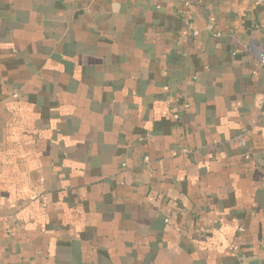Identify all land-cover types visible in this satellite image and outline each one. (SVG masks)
Returning <instances> with one entry per match:
<instances>
[{"label":"crops","instance_id":"obj_1","mask_svg":"<svg viewBox=\"0 0 264 264\" xmlns=\"http://www.w3.org/2000/svg\"><path fill=\"white\" fill-rule=\"evenodd\" d=\"M261 53L254 0H0V264H264Z\"/></svg>","mask_w":264,"mask_h":264},{"label":"built area","instance_id":"obj_2","mask_svg":"<svg viewBox=\"0 0 264 264\" xmlns=\"http://www.w3.org/2000/svg\"><path fill=\"white\" fill-rule=\"evenodd\" d=\"M254 3L258 6H264V0H254ZM188 28L191 29V33L193 36L197 35V31L194 30L190 24L188 25ZM259 60H260L261 65L264 66V53H261Z\"/></svg>","mask_w":264,"mask_h":264}]
</instances>
